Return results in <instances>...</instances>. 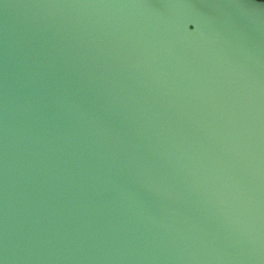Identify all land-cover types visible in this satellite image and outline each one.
I'll return each instance as SVG.
<instances>
[{
    "label": "water",
    "instance_id": "95a60500",
    "mask_svg": "<svg viewBox=\"0 0 264 264\" xmlns=\"http://www.w3.org/2000/svg\"><path fill=\"white\" fill-rule=\"evenodd\" d=\"M0 264H264V0H0Z\"/></svg>",
    "mask_w": 264,
    "mask_h": 264
}]
</instances>
